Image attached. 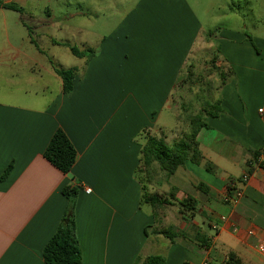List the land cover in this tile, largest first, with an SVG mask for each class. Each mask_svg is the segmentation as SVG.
Segmentation results:
<instances>
[{"label":"crops","instance_id":"1","mask_svg":"<svg viewBox=\"0 0 264 264\" xmlns=\"http://www.w3.org/2000/svg\"><path fill=\"white\" fill-rule=\"evenodd\" d=\"M1 1L21 7V21L26 9L39 7L41 14L28 15L45 14L41 24L48 28L56 26L52 10L62 0ZM91 1V25L101 10L117 18L109 34L78 49L91 52L75 57L81 62L71 67L77 73L68 94L32 36L25 49L9 42L0 50L17 74L24 68L52 86L44 104L0 101V264H44L42 249L69 206L82 264H135L150 256L164 264H223L230 253L241 264H264L256 250L264 241V16L256 0L225 1L216 13L220 26L211 29L185 0ZM48 37L52 46L73 47ZM197 43L219 72L207 92L208 103L218 101L221 112L206 117L197 133L198 164L186 161L170 176L152 167L158 194L173 202L158 215L140 202L135 171L144 138H136L148 129L168 145L178 141L177 125L169 126L163 115L176 119L172 97ZM57 129L76 152L67 174L43 158ZM243 175L248 179L240 199L223 203L227 184ZM64 188L76 190L72 205ZM188 197L196 203L189 215L179 205ZM168 208L175 209L170 218ZM159 230L171 231L173 239L155 234Z\"/></svg>","mask_w":264,"mask_h":264},{"label":"rangeland","instance_id":"2","mask_svg":"<svg viewBox=\"0 0 264 264\" xmlns=\"http://www.w3.org/2000/svg\"><path fill=\"white\" fill-rule=\"evenodd\" d=\"M106 1L107 0H94V2H101V5H104ZM225 1L227 0H185L187 5L195 11L201 22L204 23V28L206 29L220 26L215 25L217 21L216 13ZM91 2L93 1L62 0L61 3L52 10L55 19L54 22L57 24L56 26H49L48 28L43 27L41 24V22L44 21L43 19L47 18L45 14L37 18H32L28 15L41 14L39 7L35 9H26V15L23 16L24 21L20 20L22 15L19 13L11 10H4V21L0 18V50L3 48L6 49L8 46L7 43L9 42L15 46H21L22 49L27 48L29 44L24 40L29 35L32 36L38 48L43 50L47 56L50 57L49 60L54 67L61 69L78 67L81 61L75 58L67 48L58 45L52 46L48 40V36L58 43H68L81 50L84 47H91V39H93L94 36L109 34V31L113 28V24L111 25L110 23L115 21L117 16L115 14L112 15V12L109 10H101L100 16L96 19L95 24L91 25ZM131 6H133V4L128 7L130 8ZM239 6L244 9L245 4L241 2ZM256 7L259 8L257 11L264 16V0H256ZM204 12H207L208 15L206 16ZM72 13L79 15L74 16L72 19H67V15ZM257 27L260 29L263 28L262 25H257ZM201 49L203 50L201 51ZM193 54L192 61L186 64L183 69L181 81H179L178 84L179 87L175 90L172 97L173 102L171 103L176 119L171 113H165L163 115L164 122H168L169 126L175 127L177 125V131L179 133L178 140L183 133L188 131L189 119L196 115L209 102V92L207 91L211 90V87H214L216 83L215 81L219 80V72L215 69L214 60L213 58L210 59L211 54L204 44L198 45L197 43ZM16 71L17 68L9 65L5 59L0 58V101L11 100L15 103L24 104L31 99H37L41 104H44L49 94H51L52 86H46L45 80H40L39 77L34 74L30 75L24 68L19 70L18 74ZM179 118L181 119L180 124L177 123V119ZM139 135L140 134L137 135V141L142 140V136ZM172 135L173 134H168L169 138ZM151 177L154 181L150 182L151 185L145 186L146 191L156 194L159 192L161 193L162 190L160 191L157 186L155 187L157 184L155 182L157 177H155V175L153 176V173ZM143 178L144 175H141L140 179ZM195 205L196 203L194 206ZM168 209L169 211L167 210L168 212L166 211V214H168L170 218L175 212V209ZM161 210L156 211V213L160 215Z\"/></svg>","mask_w":264,"mask_h":264},{"label":"trees","instance_id":"3","mask_svg":"<svg viewBox=\"0 0 264 264\" xmlns=\"http://www.w3.org/2000/svg\"><path fill=\"white\" fill-rule=\"evenodd\" d=\"M0 8L23 13V9L15 3H4L0 0ZM70 53L77 58L87 56L91 51H80L75 47L65 45ZM55 74L61 79L62 92L68 94L73 85L74 77L77 73L76 68L61 69L54 67ZM224 82V74L220 75ZM221 109L219 102L207 103L196 115L188 121V131L183 133L178 141L168 145L161 135H156L151 130H144L140 136L144 138V143L139 152V165L136 168L135 176L142 185L141 204L151 207L154 214L163 207L173 204L172 200L164 195L149 193L145 186L151 184L152 167L156 166L158 171L166 176L172 175L178 168L182 167L186 161L198 164L201 155L198 150L196 136L198 131L205 127L204 119L206 117H217ZM181 123V119H177ZM43 158L54 168L63 174H67L76 160V152L66 135L61 129H57L47 144ZM11 166H9L4 176L7 175ZM144 175L143 179L140 176ZM200 188V187H199ZM64 197L73 203L76 196V190L64 188L62 190ZM195 202L188 197L180 202V212L182 214H193L195 212ZM72 206H69L56 232L48 240L42 249V260L44 264H82L81 253L75 236L74 219L71 215ZM155 234L163 235L165 238L172 240L174 234L171 231H155ZM135 264H164V259L158 256L144 258L141 262ZM223 264H241V262L232 253L227 255V260Z\"/></svg>","mask_w":264,"mask_h":264},{"label":"built area","instance_id":"4","mask_svg":"<svg viewBox=\"0 0 264 264\" xmlns=\"http://www.w3.org/2000/svg\"><path fill=\"white\" fill-rule=\"evenodd\" d=\"M248 176L247 175H243L240 179V181L237 182H230L227 184L223 195H222V202L223 203H231L234 204L236 203L240 197H241V185H243L244 183L247 182ZM84 192L86 194L90 193V189L89 188H85ZM248 235L253 236V231L249 230L247 232ZM256 250L258 252H260L262 255H264V241L258 242L256 245ZM202 264H208L207 261H204Z\"/></svg>","mask_w":264,"mask_h":264}]
</instances>
